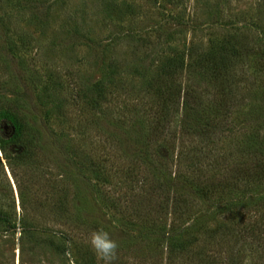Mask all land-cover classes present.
I'll return each instance as SVG.
<instances>
[{"label":"rangeland","instance_id":"obj_1","mask_svg":"<svg viewBox=\"0 0 264 264\" xmlns=\"http://www.w3.org/2000/svg\"><path fill=\"white\" fill-rule=\"evenodd\" d=\"M259 47L264 0H0V95L13 94L11 72L23 65L19 102L42 124L45 145L51 134L61 141L38 153L37 166L22 168L23 226L1 160L9 180L0 169V210L10 216L0 215V264H103L88 244L101 226L118 243L113 264H264V184L236 216L211 209L201 217L199 202L181 207L182 215L172 208L173 190L161 191L165 180L156 179L163 172L196 182L239 180L250 162L245 151L264 134L256 130L264 114V74L252 55ZM208 49L228 66L229 129L224 123L186 134L181 104L163 113L170 123L162 128L155 87L163 71ZM203 64L178 73L176 89L213 109L223 95ZM99 90L105 98L93 101ZM64 156L77 178L62 176ZM229 196L216 191L213 198ZM164 223L171 240L159 234ZM241 228L256 235L252 244L240 239Z\"/></svg>","mask_w":264,"mask_h":264},{"label":"trees","instance_id":"obj_2","mask_svg":"<svg viewBox=\"0 0 264 264\" xmlns=\"http://www.w3.org/2000/svg\"><path fill=\"white\" fill-rule=\"evenodd\" d=\"M3 43L5 44L6 48L9 52L15 56L14 47L11 46L10 42L5 37L3 39ZM254 59L257 60L259 63L258 70L261 71L260 73L264 74V49L259 47L255 52H252ZM193 55V54H192ZM193 58V57H192ZM203 65H208L215 82H217L218 86V93L217 95L222 94L223 97L219 99L215 105H219L215 108H209L207 106H203L200 103H196L192 101L191 98L185 95V91L183 96L181 95V90L176 89L175 84V77L178 73L182 72L184 69L189 68L191 64L197 62ZM180 62V61H178ZM21 63V62H20ZM23 63V62H22ZM202 66V65H201ZM185 67V68H184ZM25 70L23 65H19V69L16 72H11V78L15 89L12 88V95L7 97L5 92L0 95V169L3 173V177L5 180H9L7 174L5 172V167L1 163L3 159L5 162V166L9 172L10 177L13 179V182L16 186L17 194L19 196V203L21 206V212L19 216V223L21 226L24 225L25 219L23 215V203H24V187L22 186V179H21V171L22 168L31 167L33 165L37 166L38 160L36 159L38 153L42 150L51 149L53 143L52 142H61L60 140L55 139L56 136L51 134L53 140H49L48 145L43 143V128L42 124L36 120V118H29L27 114L24 112L25 107L23 105L24 99L17 95L20 92V83L22 80V72ZM227 72L228 66L224 59V56L221 54H216V52L212 51L211 49L204 50L201 52L200 56H194L192 62L190 63H174L172 66L166 68L163 71L161 79L159 83L155 87L156 93L159 95V105H158V113L156 121H162V128H166L167 124L169 126V121L167 122L163 118V113L168 110L172 104H176L177 107L181 104V117H180V127H182L183 131L187 134L190 129V133L196 135H205L207 130H222L224 127V123L229 125L230 121L229 118L231 117L230 108L233 107L232 98H229L225 95L224 90L225 87L228 86L227 80ZM24 75V74H23ZM11 86V85H10ZM4 97V99H3ZM220 97V96H219ZM104 91L99 90L97 93V97L93 101L104 99ZM22 101L23 103L19 102ZM201 106V107H197ZM210 109V110H209ZM260 114V124L257 126L256 130L258 131L259 128L263 129L262 132L264 133V114ZM47 119L43 117V119ZM162 119V120H161ZM155 121V123H156ZM223 124V125H219ZM8 126L11 129V133H6L4 131L3 126ZM227 125V129H229ZM155 128H152L150 135L152 133L155 134ZM193 131H192V130ZM164 131V130H163ZM254 131V129H253ZM256 131V133H257ZM167 133H170V130H166ZM230 132V131H229ZM173 134L175 132H172ZM254 133V132H253ZM172 134V135H173ZM254 141L257 140V137L253 139ZM260 140V141H259ZM257 143H252L251 148L245 151V155L247 160L250 159L249 163L245 164V167L238 171L241 176L239 180H236L231 183H207L206 179L204 178L200 182H196L199 180H192V179H185L183 180L182 177L179 178L172 175H167L166 173H159L156 175L157 180H165L160 184L161 191H166L164 189H169L170 191L173 190V193L170 191H166L167 193H172L171 197V205L172 208H180L181 215L186 212L189 206L196 205L197 202L200 204V216L206 215L211 209H216L219 212H223L224 214H229L236 216L240 213V206L251 200L256 198V189L264 184V134L259 137ZM149 143V142H148ZM147 144V143H145ZM17 148V149H15ZM250 155V156H249ZM162 160V159H161ZM246 160V161H247ZM73 164V162H72ZM62 169V176L65 179L70 180L71 176H75L77 178L79 176V172L74 170L73 173L69 174L68 170L71 169V164L65 162V156L62 159V164H59ZM241 168V167H240ZM239 168V169H240ZM64 170V172H63ZM69 175H71L69 177ZM180 179V180H179ZM78 180V179H75ZM170 180H178L174 182L175 187L171 188L172 184ZM197 183V184H196ZM228 191L230 194L229 198L223 202H219L213 198V195L216 191ZM63 191V190H62ZM66 191V190H65ZM154 193L156 190L153 191ZM191 193V194H189ZM235 193L234 196L232 194ZM64 194L62 199H64ZM166 194V193H165ZM186 194V195H185ZM183 195V197H181ZM78 196L76 195V198ZM62 199L59 200V208H61V212L64 209V203ZM262 199V197H261ZM66 200V199H65ZM77 201V200H76ZM184 208L183 209L181 208ZM14 214V211H13ZM0 215L5 218L9 219L10 213L6 211L0 210ZM193 223H198L196 219L192 220ZM13 227H15L13 222ZM166 224L160 225L159 234L163 235L164 240H171L172 238H167L172 231L167 228L165 230ZM240 239L245 241H249V244H252L256 235L252 234L249 229H240ZM180 246H184L181 242L184 240H179ZM172 243L171 241L166 242L168 246Z\"/></svg>","mask_w":264,"mask_h":264},{"label":"clouds","instance_id":"obj_3","mask_svg":"<svg viewBox=\"0 0 264 264\" xmlns=\"http://www.w3.org/2000/svg\"><path fill=\"white\" fill-rule=\"evenodd\" d=\"M88 244L103 264H113L117 255L118 243L107 229L101 226L94 230L88 238Z\"/></svg>","mask_w":264,"mask_h":264}]
</instances>
